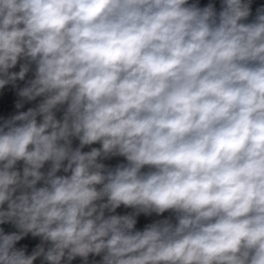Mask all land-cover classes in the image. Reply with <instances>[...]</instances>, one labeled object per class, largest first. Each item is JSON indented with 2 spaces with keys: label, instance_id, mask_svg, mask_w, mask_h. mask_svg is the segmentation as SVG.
I'll list each match as a JSON object with an SVG mask.
<instances>
[{
  "label": "clouds",
  "instance_id": "clouds-1",
  "mask_svg": "<svg viewBox=\"0 0 264 264\" xmlns=\"http://www.w3.org/2000/svg\"><path fill=\"white\" fill-rule=\"evenodd\" d=\"M252 3L0 0V264H264Z\"/></svg>",
  "mask_w": 264,
  "mask_h": 264
},
{
  "label": "built area",
  "instance_id": "built-area-1",
  "mask_svg": "<svg viewBox=\"0 0 264 264\" xmlns=\"http://www.w3.org/2000/svg\"><path fill=\"white\" fill-rule=\"evenodd\" d=\"M261 5H264V0H253L252 3V8H253V14L255 13V9ZM16 71L19 70V67L17 66V68L15 69ZM31 77V73H29V77ZM27 79V78H26ZM25 84V81H18L17 85L18 87L14 88L11 85L6 86L4 89H0V123H2L4 120L10 118L11 116L17 114L19 111H27V109L29 107H34L36 105V103H38V101H32V102H23V107L20 109L16 108V104L18 102H22L21 98L17 95V91L19 87H23ZM78 143V141H74V145L76 146V144ZM98 147V145H93ZM85 151L89 150V148H85ZM124 162L123 157H113L110 160H106L104 161V163L110 167H115L118 163H122ZM127 211H129L128 209H124L123 207H121L120 209H117V212L120 214H125ZM6 228V230H12L10 229V226H4ZM31 237L29 236L28 238H26L25 240L21 241L18 246L22 243H28L29 241H31ZM91 261V257L89 258ZM95 259H99V257H96ZM38 264V262H37ZM73 264H81V261L79 258H77V260L73 261Z\"/></svg>",
  "mask_w": 264,
  "mask_h": 264
},
{
  "label": "bare ground",
  "instance_id": "bare-ground-1",
  "mask_svg": "<svg viewBox=\"0 0 264 264\" xmlns=\"http://www.w3.org/2000/svg\"><path fill=\"white\" fill-rule=\"evenodd\" d=\"M197 2L200 4V6H205L208 3L212 2V3L217 4V9H219L218 3L220 2V0H197ZM170 215L171 214L168 212L164 213L162 216H159V217L156 216L155 214H153L151 216L142 215V216L138 217L137 229L142 230L146 224L152 223L157 219H163V218L169 217Z\"/></svg>",
  "mask_w": 264,
  "mask_h": 264
},
{
  "label": "rangeland",
  "instance_id": "rangeland-1",
  "mask_svg": "<svg viewBox=\"0 0 264 264\" xmlns=\"http://www.w3.org/2000/svg\"><path fill=\"white\" fill-rule=\"evenodd\" d=\"M220 3V2H219ZM142 216V215H141ZM39 240L38 239H31V241H29L28 243H22L20 244L19 246H22V245H27L29 247V251L31 250L32 247L35 246L36 243H38Z\"/></svg>",
  "mask_w": 264,
  "mask_h": 264
},
{
  "label": "crops",
  "instance_id": "crops-1",
  "mask_svg": "<svg viewBox=\"0 0 264 264\" xmlns=\"http://www.w3.org/2000/svg\"><path fill=\"white\" fill-rule=\"evenodd\" d=\"M218 5L220 6V3H218ZM216 6H217V4H216ZM219 8V7H218Z\"/></svg>",
  "mask_w": 264,
  "mask_h": 264
}]
</instances>
